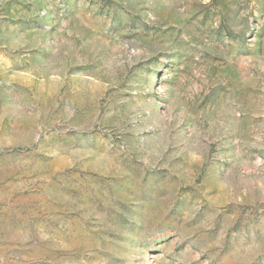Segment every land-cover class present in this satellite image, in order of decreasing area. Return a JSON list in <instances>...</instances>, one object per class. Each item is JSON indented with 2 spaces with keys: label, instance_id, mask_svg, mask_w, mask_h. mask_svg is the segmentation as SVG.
Returning <instances> with one entry per match:
<instances>
[{
  "label": "rangeland",
  "instance_id": "374dc122",
  "mask_svg": "<svg viewBox=\"0 0 264 264\" xmlns=\"http://www.w3.org/2000/svg\"><path fill=\"white\" fill-rule=\"evenodd\" d=\"M0 264H264V0H0Z\"/></svg>",
  "mask_w": 264,
  "mask_h": 264
}]
</instances>
